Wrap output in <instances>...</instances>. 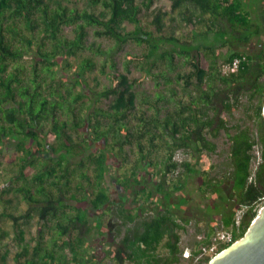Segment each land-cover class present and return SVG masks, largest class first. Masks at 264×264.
<instances>
[{
  "label": "trees",
  "instance_id": "16d2710c",
  "mask_svg": "<svg viewBox=\"0 0 264 264\" xmlns=\"http://www.w3.org/2000/svg\"><path fill=\"white\" fill-rule=\"evenodd\" d=\"M87 1L91 10L75 0H0V158L13 144L16 166L0 183V205L13 194L28 205L21 217L40 221L35 245L23 247L16 264H195L217 226L234 228L238 240L264 203V47L241 50L264 33V0ZM168 5L183 15L186 32L165 33ZM195 31L212 42L197 43ZM131 42L143 50L126 54L120 70L117 57ZM235 58L238 71L224 74L222 63ZM133 64L142 77H130ZM90 72L110 84L92 88ZM149 76L156 90L139 97L136 86ZM240 107L255 128L229 124ZM222 134L231 170L215 178L209 155ZM256 145L261 162L252 178ZM180 149L192 159L176 160ZM108 153L121 158L117 182L132 190L129 202L112 201ZM200 221L203 238L185 258L182 237ZM92 233L111 238L99 261Z\"/></svg>",
  "mask_w": 264,
  "mask_h": 264
},
{
  "label": "rangeland",
  "instance_id": "374dc122",
  "mask_svg": "<svg viewBox=\"0 0 264 264\" xmlns=\"http://www.w3.org/2000/svg\"><path fill=\"white\" fill-rule=\"evenodd\" d=\"M166 1V0H165ZM165 1L163 2L165 5ZM252 4L258 3L256 0H251ZM76 4L81 9H89V3L87 0H75ZM169 2L166 1V4ZM168 12V15L164 18V21L166 22L165 26V33H172L175 30L177 31V34H182L186 29L184 28V18L183 15L179 12L173 13L171 11V8L169 5L165 8ZM101 8L96 9L97 12H99ZM127 30H133L134 25L126 23ZM186 32V31H185ZM195 40L197 43H210L212 42V35L208 37L207 35H201L197 31L194 32ZM91 41L95 40L93 37L90 39ZM264 40V33L260 36V38H254L252 41H250L247 44H244L242 46L241 50L252 53L257 50L258 46L262 43ZM260 41V42H258ZM103 44L107 46H111V42H103ZM228 46L221 47V51L223 54L227 51ZM143 50L142 47H139L135 43H128L124 49L121 51L119 56L117 57V61L119 63L120 70L124 69V62L127 59L126 54H132L136 55L141 53ZM99 60V59H97ZM205 65V62H203ZM223 64V63H222ZM190 67H179V70L181 72H189ZM144 75V71L134 67V64L131 66V78H139ZM86 77L90 83V86L95 89H101L104 86H107L110 84L109 80L99 73H87ZM181 85H178V89H181ZM164 85H161V88H163ZM138 93V96L140 97V94L148 93L152 94L156 90L155 81L154 79L149 76L144 82L141 84H138L135 89ZM182 94V92L180 91ZM245 101V99L243 100ZM102 106H106V102L101 103ZM153 112L150 111L149 114H152ZM164 116V113L162 114ZM229 124H235V123H244L252 128H255V122L254 119H250L244 115V107H240L237 112H235L233 118H229ZM243 124V125H244ZM102 144H95L94 149L101 148ZM229 144L227 142V139L224 134L221 135L220 140L218 141V147L217 152L209 155V165L211 164L212 167L209 169L210 174L213 177H223L225 173L231 170L230 166V159L229 157ZM6 153L3 157L0 158V183L8 184L5 182L8 180L14 173L12 170L14 166V162L12 159V156L14 154V145L7 146L6 147ZM125 152L130 155L129 158L131 162L135 159L136 155L135 153L131 152L130 148L127 146L125 149ZM16 153V152H15ZM253 160L251 163V177H254L255 171L261 162V150L258 145H256L253 149ZM193 156V151H186L184 149H180L175 154V159L179 161L183 160H191ZM108 164L110 167V172L107 175V186L111 192L112 195V201L120 202L121 200L129 202L131 198H133V192L132 190H125L123 187L118 185L117 179L119 178V167L121 164V158L113 153H108ZM198 179L193 177L191 178V182H197ZM3 185H0V192L2 190ZM226 189L229 192V189L226 187ZM4 199L12 200L10 203H2L0 205V264H16V257L17 255L22 251L23 247H29L30 249L35 245L36 238L38 236L39 232V226L40 221L38 217L35 214H31L29 217L22 218L21 216H24L28 210V205L25 202H19L17 198L13 194H5L3 195ZM233 200V198H232ZM198 204L200 206L205 205L208 203V200H197ZM264 204H261L258 207V210H260V207H262ZM85 205H83L84 207ZM193 215L196 214V207H190L188 209ZM97 214V213H95ZM11 215H14L15 217L19 218L18 220L13 221L11 218ZM96 216V215H95ZM196 226V225H195ZM194 226V222L189 226V234L184 235L182 237V247L185 250H188L189 252H193V244L195 240L202 239L204 235V229L206 228V223L204 221H200L199 227L197 228L203 229L202 232H198L197 234V228ZM222 228L221 226L216 227V231ZM90 245H91V254L94 258L99 260H102L105 258L106 252L109 251L110 248H112L111 238L108 236H100L96 233H92L90 236H88ZM183 252V253H184ZM23 258V257H22ZM21 258V259H22ZM196 258L194 259V263L197 264ZM130 264V263H128Z\"/></svg>",
  "mask_w": 264,
  "mask_h": 264
},
{
  "label": "water",
  "instance_id": "95a60500",
  "mask_svg": "<svg viewBox=\"0 0 264 264\" xmlns=\"http://www.w3.org/2000/svg\"><path fill=\"white\" fill-rule=\"evenodd\" d=\"M262 116L264 119V103ZM208 264H264V205L244 236L221 250Z\"/></svg>",
  "mask_w": 264,
  "mask_h": 264
},
{
  "label": "built area",
  "instance_id": "2783aa9c",
  "mask_svg": "<svg viewBox=\"0 0 264 264\" xmlns=\"http://www.w3.org/2000/svg\"><path fill=\"white\" fill-rule=\"evenodd\" d=\"M240 64H241V59L235 58L230 63L222 64L221 70L226 75L236 73L240 67ZM262 204H264V203H262ZM260 209H261V207H260ZM259 211L260 210H258V214H259ZM243 214H244V210H239L237 212V214L235 216L236 228H238L241 225ZM258 214H257V216H258ZM236 241L237 240L234 237V231L232 230V228H230V229L221 228V229L216 231L211 245L205 246L202 248V252H201L200 256L196 258V260L199 261L200 258L206 257V256L213 258L216 254H218L220 252V246L229 245V244L231 245V244L235 243ZM191 256H192V253L189 252L188 250H185V252L183 253V257H185V258H190Z\"/></svg>",
  "mask_w": 264,
  "mask_h": 264
},
{
  "label": "flooded vegetation",
  "instance_id": "af4514ba",
  "mask_svg": "<svg viewBox=\"0 0 264 264\" xmlns=\"http://www.w3.org/2000/svg\"><path fill=\"white\" fill-rule=\"evenodd\" d=\"M264 47V40L262 41V43L259 45V48L262 49Z\"/></svg>",
  "mask_w": 264,
  "mask_h": 264
},
{
  "label": "bare ground",
  "instance_id": "6f19581e",
  "mask_svg": "<svg viewBox=\"0 0 264 264\" xmlns=\"http://www.w3.org/2000/svg\"><path fill=\"white\" fill-rule=\"evenodd\" d=\"M134 183V182H133ZM232 229H234V228H232ZM192 264V263H191Z\"/></svg>",
  "mask_w": 264,
  "mask_h": 264
}]
</instances>
